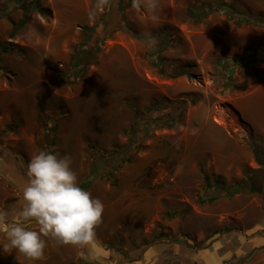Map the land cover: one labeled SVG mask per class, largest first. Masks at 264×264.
<instances>
[{"label": "rangeland", "instance_id": "rangeland-1", "mask_svg": "<svg viewBox=\"0 0 264 264\" xmlns=\"http://www.w3.org/2000/svg\"><path fill=\"white\" fill-rule=\"evenodd\" d=\"M41 150L104 204L93 261L264 264V0H0V161Z\"/></svg>", "mask_w": 264, "mask_h": 264}, {"label": "clouds", "instance_id": "clouds-1", "mask_svg": "<svg viewBox=\"0 0 264 264\" xmlns=\"http://www.w3.org/2000/svg\"><path fill=\"white\" fill-rule=\"evenodd\" d=\"M149 12H155L159 0H133ZM150 46L158 43L148 34ZM73 160L68 154L41 150L33 155L26 170L27 181L22 186V206L14 219L0 210V242L3 252L14 250L31 261L44 258L48 241L62 246L88 249V259H96L91 251L95 229L102 223L104 204L78 184ZM38 227L33 229L32 224Z\"/></svg>", "mask_w": 264, "mask_h": 264}, {"label": "crops", "instance_id": "crops-1", "mask_svg": "<svg viewBox=\"0 0 264 264\" xmlns=\"http://www.w3.org/2000/svg\"><path fill=\"white\" fill-rule=\"evenodd\" d=\"M4 162L7 164L4 165ZM0 161V195L6 192L9 200L12 198L11 203H6V200L0 201V210L9 213V218L14 219L22 206V186L27 181L26 170L22 169L18 165L16 159L8 161ZM4 175H8L12 178V182L4 178ZM10 178V179H11ZM15 186V188H13ZM10 202V201H9ZM262 230L258 233L259 236H253L249 238V246L254 248L256 246L264 245V235L261 234ZM0 242H4V236L0 233ZM95 245L98 251L103 255V260L100 263L93 261L94 259H88V249H78L71 246H62L55 241H48V246L45 249L44 258L38 261H31L26 259L23 255L19 254L15 250L11 253L2 252V246L0 247V259L5 261L6 264H111L110 261L104 260L110 254L107 250H103ZM84 250V251H83ZM102 250V251H101ZM160 254L164 256H160ZM257 254V253H256ZM3 256V257H2ZM255 254L252 256L254 257ZM112 259L114 264H219V255L215 251L214 247L210 249L207 254L193 252L187 247H181L180 244L173 243L164 246H151L142 252L141 257L136 260L126 261L121 256L119 258ZM254 261L253 264H257ZM224 264H228L225 262Z\"/></svg>", "mask_w": 264, "mask_h": 264}, {"label": "trees", "instance_id": "trees-1", "mask_svg": "<svg viewBox=\"0 0 264 264\" xmlns=\"http://www.w3.org/2000/svg\"><path fill=\"white\" fill-rule=\"evenodd\" d=\"M12 1H16V2H20V1H24V0H12ZM203 7L205 9H207L208 11L213 9L212 5L211 4H206V5H203ZM24 21H20L19 24H17V26L15 27V29L19 28L22 24H23ZM182 74H185L188 78H193V74L191 73H182ZM240 185H236V186H230L227 188V190L229 191V194H234V193H238L240 192L241 188H239ZM249 191L251 192H254V193H262V188L260 187H256L254 185H249Z\"/></svg>", "mask_w": 264, "mask_h": 264}]
</instances>
